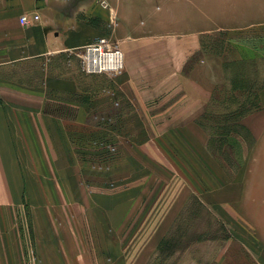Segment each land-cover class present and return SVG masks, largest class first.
<instances>
[{"label": "rangeland", "instance_id": "374dc122", "mask_svg": "<svg viewBox=\"0 0 264 264\" xmlns=\"http://www.w3.org/2000/svg\"><path fill=\"white\" fill-rule=\"evenodd\" d=\"M155 7L138 21L160 33L156 42L185 39L190 49L199 41L190 58L198 64L185 67L188 89L202 99L199 179L173 158L167 131L138 130L142 116L107 103L88 127L59 124L53 152L33 163L45 177L22 179L20 194L0 178V264H29L24 252L32 257L35 243L42 253L54 237L60 244V230L89 224L105 231L101 264H264V0H155ZM123 70L90 75L109 84ZM179 203L182 210L168 211Z\"/></svg>", "mask_w": 264, "mask_h": 264}, {"label": "crops", "instance_id": "0c3cea01", "mask_svg": "<svg viewBox=\"0 0 264 264\" xmlns=\"http://www.w3.org/2000/svg\"><path fill=\"white\" fill-rule=\"evenodd\" d=\"M157 11L155 0H0V178L9 180L10 193L15 188L20 194L22 179L45 177L33 163L37 155L47 156V148L53 152L59 124L61 129L67 123L70 129L73 123L88 127L91 115L105 113L107 103L117 114L142 116L145 126L138 130L167 131L168 149L177 155L173 158L185 160V171L199 179L196 171L207 143L198 122L202 99L188 89L185 71L198 64L190 58L199 51V41L194 38L190 49L185 39L156 42L153 36L160 33L138 20L151 19ZM37 14L39 20L21 22L23 15ZM102 36L118 42L125 55L123 72L109 78V84L105 76L90 75L82 67L85 46ZM247 125L261 131L250 121ZM191 147L197 148L192 154ZM127 192L130 203L137 200L132 187ZM183 203L168 211L182 210ZM141 204L133 210H142ZM95 232L90 224L87 230L62 229L66 236L60 235V244L52 237L42 253L35 243L32 257L27 250L24 256L29 264H101L105 257L98 242L106 235L104 228L101 236ZM85 240L96 246L82 244Z\"/></svg>", "mask_w": 264, "mask_h": 264}, {"label": "built area", "instance_id": "2783aa9c", "mask_svg": "<svg viewBox=\"0 0 264 264\" xmlns=\"http://www.w3.org/2000/svg\"><path fill=\"white\" fill-rule=\"evenodd\" d=\"M39 19L38 14L32 18L23 15L21 22L28 24ZM81 58L83 70L88 74L116 73L125 66L123 51L111 38L105 36L85 46Z\"/></svg>", "mask_w": 264, "mask_h": 264}]
</instances>
